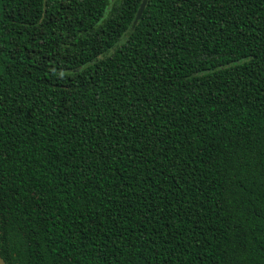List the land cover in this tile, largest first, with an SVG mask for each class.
<instances>
[{
	"label": "trees",
	"instance_id": "obj_1",
	"mask_svg": "<svg viewBox=\"0 0 264 264\" xmlns=\"http://www.w3.org/2000/svg\"><path fill=\"white\" fill-rule=\"evenodd\" d=\"M141 1L0 0L3 264H264V0Z\"/></svg>",
	"mask_w": 264,
	"mask_h": 264
},
{
	"label": "water",
	"instance_id": "obj_2",
	"mask_svg": "<svg viewBox=\"0 0 264 264\" xmlns=\"http://www.w3.org/2000/svg\"><path fill=\"white\" fill-rule=\"evenodd\" d=\"M146 3H147V0H142L140 5H139V8L136 12V16H135V19H134V22H133V25L136 24V22L139 20V18L141 17V14L146 6Z\"/></svg>",
	"mask_w": 264,
	"mask_h": 264
},
{
	"label": "snow or ice",
	"instance_id": "obj_3",
	"mask_svg": "<svg viewBox=\"0 0 264 264\" xmlns=\"http://www.w3.org/2000/svg\"><path fill=\"white\" fill-rule=\"evenodd\" d=\"M66 2H71V0H66ZM125 2V0H121V3L123 4ZM162 2H167V3H174V2H176V0H162ZM70 38V37H69ZM100 55H101V57H102V55H103V53H102V51H101V53H100ZM97 62H99V61H97Z\"/></svg>",
	"mask_w": 264,
	"mask_h": 264
},
{
	"label": "rangeland",
	"instance_id": "obj_4",
	"mask_svg": "<svg viewBox=\"0 0 264 264\" xmlns=\"http://www.w3.org/2000/svg\"><path fill=\"white\" fill-rule=\"evenodd\" d=\"M111 1H113V0H111ZM0 264H3V262L0 260Z\"/></svg>",
	"mask_w": 264,
	"mask_h": 264
}]
</instances>
